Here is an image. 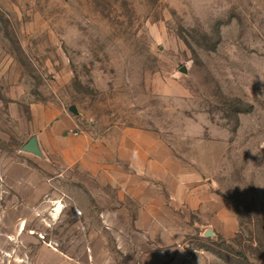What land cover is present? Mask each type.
Returning <instances> with one entry per match:
<instances>
[{"label": "rangeland", "instance_id": "rangeland-1", "mask_svg": "<svg viewBox=\"0 0 264 264\" xmlns=\"http://www.w3.org/2000/svg\"><path fill=\"white\" fill-rule=\"evenodd\" d=\"M48 107L105 172L22 151ZM0 264H264V0H0Z\"/></svg>", "mask_w": 264, "mask_h": 264}, {"label": "crops", "instance_id": "crops-1", "mask_svg": "<svg viewBox=\"0 0 264 264\" xmlns=\"http://www.w3.org/2000/svg\"><path fill=\"white\" fill-rule=\"evenodd\" d=\"M73 126V117H71L64 109L60 110L56 107L46 108L44 110L35 109V132L32 137H36L38 145L42 152V157L30 154L34 161L38 159L43 164L48 165L49 169L56 173L67 174L74 168H79L82 172L89 175H98L105 172L106 166L105 161V150L102 144L98 140H94L91 137L83 136L75 138L70 134V130ZM31 137V138H32ZM133 147L124 152L120 150V162L123 163L121 170L118 173H122L121 177L123 179L129 180L131 178L130 171H135L134 163V144ZM108 150V149H107ZM153 163H156L157 167L164 168L166 164V159L164 157L153 156ZM41 164V165H43ZM38 172H41L35 167L30 169V174L28 173L27 178L31 181L32 188H39L41 186H52L56 178L50 179L42 177ZM24 174V173H23ZM162 174V173H161ZM25 178V175L23 176ZM33 203H35V193L33 197ZM167 199L164 197L163 201L161 198L159 200H154L149 203L147 209L144 210V217L148 218H159L162 211L167 209ZM22 206V205H21ZM62 204H57L53 216H57L60 212ZM32 216L35 217V205L33 206ZM16 218H24L23 207L18 208L16 206L15 210ZM20 212V213H18ZM159 213V214H157ZM21 230L15 232L19 237L24 234V223L21 224ZM35 236V233H30ZM11 235H7L8 239L11 241ZM47 249L54 255L60 257L62 261H67L69 259L65 254L61 253L53 246L47 245ZM60 259V260H61Z\"/></svg>", "mask_w": 264, "mask_h": 264}, {"label": "water", "instance_id": "water-1", "mask_svg": "<svg viewBox=\"0 0 264 264\" xmlns=\"http://www.w3.org/2000/svg\"><path fill=\"white\" fill-rule=\"evenodd\" d=\"M184 73L187 72L186 68H183L182 70ZM70 112L73 113L74 115H78V110H77V107L73 106L70 108ZM22 151L23 152H27V153H30V154H33L35 156H38V157H42V152L40 150V147L38 145V141H37V138L36 137H32L23 147H22ZM206 236L208 237H212L213 236V233L208 230L206 232Z\"/></svg>", "mask_w": 264, "mask_h": 264}, {"label": "built area", "instance_id": "built-area-1", "mask_svg": "<svg viewBox=\"0 0 264 264\" xmlns=\"http://www.w3.org/2000/svg\"><path fill=\"white\" fill-rule=\"evenodd\" d=\"M70 134L75 138H79L84 134L82 123L76 119V116L73 117V126L70 130Z\"/></svg>", "mask_w": 264, "mask_h": 264}]
</instances>
